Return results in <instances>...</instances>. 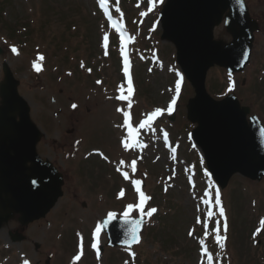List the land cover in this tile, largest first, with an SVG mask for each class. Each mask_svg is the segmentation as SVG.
Here are the masks:
<instances>
[{
    "label": "rangeland",
    "instance_id": "rangeland-1",
    "mask_svg": "<svg viewBox=\"0 0 264 264\" xmlns=\"http://www.w3.org/2000/svg\"><path fill=\"white\" fill-rule=\"evenodd\" d=\"M165 1L107 0L105 14L99 0H0V82L7 62L20 81L19 91L31 107L32 119L45 135L39 154L60 167L66 179L64 196L45 219L26 229L24 241L14 243L8 236L19 227L16 220L0 229V264H47L49 257V264H264V178L233 176L227 188L219 190L221 205H215L216 189L212 185L210 190L211 176L191 135L197 124L187 118L194 90L185 78L181 80L175 45L161 39L159 14ZM246 2L260 24L250 65L234 76L214 67L206 85L214 99L233 93L264 123V0ZM109 15L125 24L127 44H122ZM214 35L230 40L223 24ZM122 47L133 81L130 109L127 101L116 98L121 86L127 94ZM34 63H40L41 71ZM173 98L176 104L169 114ZM156 108L163 114L137 136L146 147L125 150L121 141L128 130L122 126L123 112H129L132 126L139 128ZM134 179L142 181L141 190L151 197L145 212L150 208L157 212L145 217L142 243L133 249L107 247L101 231L98 249L105 248L98 258L91 246L95 227L109 212L123 216L128 204L139 202ZM221 206L226 232L225 217L218 215ZM209 210L214 213L211 219ZM139 216L136 211L130 217Z\"/></svg>",
    "mask_w": 264,
    "mask_h": 264
},
{
    "label": "water",
    "instance_id": "water-1",
    "mask_svg": "<svg viewBox=\"0 0 264 264\" xmlns=\"http://www.w3.org/2000/svg\"><path fill=\"white\" fill-rule=\"evenodd\" d=\"M160 19L161 38L175 45L177 62L194 88L195 96L187 104V117L197 124L194 139L204 151L214 179L222 188L236 174L261 180L264 127L260 119L253 116L248 120L250 108L242 106L234 94L216 100L206 89L207 73L212 67L218 65L233 74L243 71L250 60L259 24L251 17L245 0H167ZM223 20L231 42L214 38V30ZM3 71L0 229L17 217L25 230L54 208L63 196L64 179L49 160L39 156L37 145L44 134L31 119L30 105L19 93L20 81L7 63ZM142 227L143 223L140 231ZM129 228L123 218L113 219L103 228L108 234V245H128L125 241L129 239ZM10 234L13 241L25 238L18 232Z\"/></svg>",
    "mask_w": 264,
    "mask_h": 264
},
{
    "label": "snow or ice",
    "instance_id": "snow-or-ice-1",
    "mask_svg": "<svg viewBox=\"0 0 264 264\" xmlns=\"http://www.w3.org/2000/svg\"><path fill=\"white\" fill-rule=\"evenodd\" d=\"M99 3H100V5L102 7H104V12H105V14H107L108 13V8L105 6L106 3H107V0H99ZM117 11H119L118 8H117ZM141 15H145V13H141ZM108 19L110 21H112L113 27L117 31H119L122 44H127L128 40L130 38L126 36V31L124 29V26L122 24H120L119 22H117V21H113L111 15L108 16ZM103 40H104L103 46H104V49H105L104 55L107 56L108 55V46H109V37H108V35H105ZM11 50H12L13 53H17V49L15 47H12ZM121 53L123 54V58H124V75L127 78V88H126L127 94L126 95L124 94L125 93V88L123 86H121L120 89H119L121 94L118 97H116V98L118 100H120V101H127L128 102L127 107L130 109V108H132L131 97H132L133 91H134V89H133V81H132L131 74L129 72L130 63H129L128 53L126 51H124L123 47L121 48ZM38 59H39V61H43L45 58H44L43 55H40L38 57ZM33 67L35 68V70L37 72L41 71L40 63H34ZM81 67L82 68L84 67L83 62H81ZM88 71L91 72V69H88ZM69 75H71V73H69ZM182 79H183V77H181V80ZM97 83H100V81H97ZM175 91H176V96L178 97L179 93H180V81H177ZM175 104H176V98H173L171 100L170 105L167 108V112L169 114H171V112L173 110V106ZM72 107L76 108L77 105L73 104ZM117 111L118 112L122 111V109L118 108ZM163 111L164 110H162L160 108H156L151 113L147 114L146 118L139 124V128H134L132 126V122H131L132 121V117L130 116L129 112L124 111L123 112L124 122H123L122 126L126 127L128 131H127V136L122 138V141H121L122 147L125 150L133 149V148H141L142 149V148L146 147V145H144L142 142H140L137 139L139 131H140V129H143V128H146V127L150 128L152 123H153V121L158 116L162 115ZM164 139L167 140V133L166 132L164 133ZM173 151H175V149H173ZM105 159H107V157H105ZM120 163L123 164V161H121ZM131 170H132L133 173L136 171V161L135 160H133L132 163H131ZM208 174L210 175V173H208ZM123 177H124L125 180H128L129 179V173L127 171H124L123 172ZM132 182H133V184L135 186V191L139 194V202L137 204H131V203L128 204L126 206V209L123 211V223L125 225H130V228L128 229L129 239L125 241V243L128 244L129 246H131L132 244H138L140 242L141 236H140L139 233H140V228H141V225H142L145 217H151L154 213L157 212L156 208H150L147 212H145V205H146L147 201H149L151 199V197L147 196L141 190L142 181L140 179H134ZM124 195H125L124 191L121 190V192L119 193V196L123 197ZM206 195L213 196L212 193H206ZM213 199H214V203H215L216 206H220L221 205V197H220L219 189L215 190ZM204 203L205 204H210V203H212V201L204 200ZM136 211L139 212L140 218H138V219L130 218L131 214L133 212H136ZM213 215H214V213L211 210H209L208 218L211 219L213 217ZM218 215L220 217H225V210H224V208L222 206L219 207ZM115 218H116V213L109 212L108 213V219L105 220L103 223L98 224L95 227V231H94L95 242L92 243L91 246H92V248L97 249L98 252H99L98 244H99L100 233H101L102 229L106 225H108ZM215 223L219 224V221H216ZM261 224L264 225V219L261 220ZM227 228H228V225H227L226 217H225V221L223 223V230L226 232ZM216 232H217L216 240L218 242H220L221 241V236L219 235L220 229L218 227L216 229ZM189 235L190 236L192 235L191 231L189 232ZM200 243L203 244L204 241L201 240ZM220 246L222 248L223 247V243H221ZM82 252H83V237H81V254H82ZM131 254L133 256L135 255V253H131ZM80 258H81V256L77 255L75 257V260L78 261V260H80ZM212 259H213V257L211 255H209L208 256L209 262H211ZM25 264H27V261H25Z\"/></svg>",
    "mask_w": 264,
    "mask_h": 264
},
{
    "label": "trees",
    "instance_id": "trees-1",
    "mask_svg": "<svg viewBox=\"0 0 264 264\" xmlns=\"http://www.w3.org/2000/svg\"><path fill=\"white\" fill-rule=\"evenodd\" d=\"M25 42V41H24Z\"/></svg>",
    "mask_w": 264,
    "mask_h": 264
}]
</instances>
